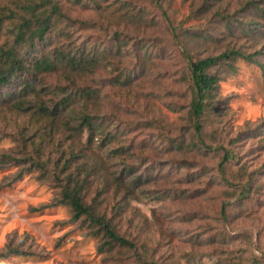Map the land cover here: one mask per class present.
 Segmentation results:
<instances>
[{
    "label": "rangeland",
    "instance_id": "374dc122",
    "mask_svg": "<svg viewBox=\"0 0 264 264\" xmlns=\"http://www.w3.org/2000/svg\"><path fill=\"white\" fill-rule=\"evenodd\" d=\"M58 1L69 18L61 44L99 56L116 53V68L103 66L91 82L100 96L93 112L109 144L98 148L96 141L88 147L85 134L68 140L67 134L44 130L48 119L13 106L0 108V251L11 242L34 253L0 258V264H264L262 70L241 59L233 62L232 72L220 67L219 103L201 121L209 152L193 148L188 117L193 92L182 79L187 60L230 49L257 51L264 62V33L252 30L248 15L239 12L246 0H112L115 6L99 9L95 0ZM125 6L140 14V24L121 16ZM217 12L232 15L231 23L224 24ZM121 75L131 78L127 87L120 86ZM42 83L38 98L48 103L62 80L52 75ZM171 141L188 146L174 155ZM69 146L76 152L87 148L98 169L87 199L106 186L96 203L115 218L116 232L132 240L135 250L114 246L111 255L101 253L100 239L73 221L69 207L60 203L62 175L57 180L51 173H59L61 153ZM122 146L126 154L116 156ZM222 146L235 159L226 169L227 183H237L244 171L253 174L255 183L244 204L227 208L225 219L219 215L220 202L227 195L236 197L238 189L219 175ZM32 161L44 165V176ZM180 161L190 173L181 170ZM125 162L145 179L131 195L115 183ZM144 247L148 260L142 258Z\"/></svg>",
    "mask_w": 264,
    "mask_h": 264
},
{
    "label": "trees",
    "instance_id": "16d2710c",
    "mask_svg": "<svg viewBox=\"0 0 264 264\" xmlns=\"http://www.w3.org/2000/svg\"><path fill=\"white\" fill-rule=\"evenodd\" d=\"M93 4L99 9L101 4L111 8L116 3L113 4L112 0H95ZM125 7L127 8L121 16H128L135 24H140V14L130 12L128 6ZM117 8L119 7H115L114 11ZM239 12H245L248 15L249 26H254L252 30L260 28L264 33V0H246L240 6ZM217 14L224 24L231 23L232 15L219 12ZM68 24L69 18L62 12L58 0H9L7 4H0V108L8 105L13 106L18 112H32L49 120L48 126L44 127L45 131L49 129L55 133L67 134L66 139L76 141L85 134L86 146L90 147L89 145L99 141L98 148L106 147L109 142L105 143V141L109 135H105L93 112L100 96L94 91L91 82L103 66L116 68L114 65L116 53L103 52L99 53L101 54L99 56L96 54L97 51L93 53L92 50L82 51L79 48L65 47L61 44V40L68 34L66 30ZM245 24L243 23V26ZM247 31L246 28L245 32ZM258 56L257 51L246 53L239 49H230L217 56L187 60L182 79L187 80L193 92L192 100L188 105V117L192 124L189 136L195 150L200 152L211 150L210 145L203 139L201 121L205 118L204 116L214 112L216 104L219 103L216 98L223 73L220 67L230 68L227 71L232 72L233 62L241 59L261 69L264 80V62ZM115 70L119 73L123 72V70ZM131 70L141 72V69L132 68ZM52 75H58L61 78L62 86L55 90V92L59 91L56 98L47 103L38 97L39 92L44 90L43 77ZM121 78L120 86L127 87L131 78H125V75L123 77L121 75L119 79ZM185 146L188 145L182 141L169 143V149H174V155L180 154ZM125 148L119 147L115 151L116 156L125 155ZM67 150V153L65 150L61 153L64 160L59 173H51L55 179L62 175L60 203L69 207L73 221L84 225L91 236L100 239L98 250L101 253L111 255L114 246L135 250L136 244L132 240L116 232L115 218L101 211L96 203L97 197L106 192V186L102 185L97 192V197L89 201L87 199V189L93 185L95 176L98 174V169L86 155L87 148L76 152L69 146ZM221 150V160L217 166L221 180L233 190L238 189L236 197L233 194L227 195L228 197L220 202L219 215L225 219L229 213L227 208L232 204H244L253 191L255 183L253 174L246 171L234 185L227 183L226 169L228 164L235 163V159L224 146ZM85 158L91 162L84 160ZM1 160L4 159L1 158ZM36 160L40 161V157ZM181 163L182 161L179 162ZM31 165L40 169L44 176L47 169L42 163L33 162ZM181 166V170L190 173L188 171L190 166L184 164ZM123 167L124 171L115 177L117 188L128 189L127 192H131L129 195L140 191L145 182L143 176L127 167L126 162ZM120 210L121 208L117 212ZM24 241L21 242V246ZM33 254L9 242L0 251V258L9 259L33 256ZM143 254L145 257L142 255L141 257L148 260L147 247L143 248ZM142 258L138 257V261L141 262Z\"/></svg>",
    "mask_w": 264,
    "mask_h": 264
}]
</instances>
